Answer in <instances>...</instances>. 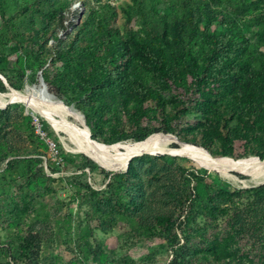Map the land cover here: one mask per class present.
<instances>
[{"label": "rangeland", "instance_id": "rangeland-1", "mask_svg": "<svg viewBox=\"0 0 264 264\" xmlns=\"http://www.w3.org/2000/svg\"><path fill=\"white\" fill-rule=\"evenodd\" d=\"M154 1L163 14L169 0ZM202 1L216 16L211 31H219V22L230 17L240 30L236 36L244 40L233 59L244 67L229 91L214 84L208 93L194 92L164 79L147 64L143 49L128 36L130 29L143 33L144 25L140 13L126 22L124 10L132 0H7L6 14L0 15V74L12 81L16 91L32 88L35 99L47 94L61 99L87 124L76 105L79 100L88 108L86 94L74 99L70 88L60 90L56 85L58 71L65 69L55 52L75 50L82 67L77 73L83 75V69L88 70L85 56L96 44L91 38L102 36V30L111 26L128 43L118 63L120 71L129 75V92L125 96L110 87L111 95L103 97L106 109L91 114L95 126L93 131L88 127L93 139L128 144L162 132L203 147L214 157L262 158L264 111L259 102L254 110L245 108L241 94L249 81L260 100L264 31L259 25H264V0ZM101 13L110 14V19L104 23ZM90 14L92 20L85 26ZM39 45L48 51L38 58ZM188 48L199 58L205 51L199 38L192 39ZM43 70L52 80L46 89L40 84ZM10 91L6 85L0 89L3 94ZM133 106L146 109L137 123L138 117L130 112ZM68 119L74 121L70 115ZM169 145L179 147L175 141ZM86 154L34 106L17 99L0 107V264H165L178 241L184 242V224L191 229V238L202 233L209 241L220 239L215 251L235 241L233 246L259 257L253 264H264V257L260 258L264 190L247 191L264 184V175L236 170L224 174L182 153L157 151L135 155L126 168L110 170ZM130 164L133 176L120 178ZM218 189L235 193L222 201L227 210L213 219L201 205ZM131 196L136 207L129 202ZM198 229L202 230L198 233ZM29 231L38 240L24 255L19 244ZM240 260L235 256L231 264H242Z\"/></svg>", "mask_w": 264, "mask_h": 264}, {"label": "trees", "instance_id": "trees-1", "mask_svg": "<svg viewBox=\"0 0 264 264\" xmlns=\"http://www.w3.org/2000/svg\"><path fill=\"white\" fill-rule=\"evenodd\" d=\"M6 1L0 0V15L4 17L6 14ZM202 0H169L167 10L163 14L157 11V2L150 0H132V3L127 4L125 11L126 22L130 23L132 17L136 13H140L144 19L143 33L132 31L128 32L131 41L135 42L146 54L145 62L154 67L161 77L169 80L176 85H184L186 89L190 88L194 92L196 90L205 89V93L212 90L215 85H225V91L233 82L235 75H238L243 64L234 63V56L237 55L240 48L244 44L242 38H238L236 34L240 33L237 30L234 21L230 17L223 18L221 28L219 31L210 30L212 21L215 19V13L208 9L206 4H202ZM91 14L85 21V26L92 20ZM101 20L105 23L110 19L111 15L108 13H101ZM264 22V17H262ZM7 21V20H6ZM202 24V25H201ZM163 28V30H161ZM260 31H264V25H259ZM119 31L108 26L105 31L102 30V36L91 38L96 44L91 46L93 51L90 55L85 56L88 63V70H84V74H78L77 68L80 67V59L75 57L76 51L71 47L64 51L58 49L55 52L56 58L63 60L61 68L65 70L56 76L58 89L62 90L64 87L71 89L74 94V99L82 93L86 94L88 108L84 102L79 104L77 100L76 105L83 110L86 116V122L93 131L95 123L92 121L91 114H98L103 112L108 103L103 97L111 95L113 91L120 90L128 96V79L129 75L122 73L119 68V59L124 55L128 45L127 42L119 38ZM236 36V37H235ZM199 38L201 43L205 46V51L201 58L193 53L188 45L192 39ZM127 43V44H126ZM39 53H46L48 50L39 45ZM90 47V46H88ZM103 49L102 52H99ZM37 52V51H36ZM69 56H66L67 53ZM42 66V65H41ZM67 74V75H65ZM128 75V76H127ZM66 76L68 78H66ZM42 77L45 83H51V77L45 70L42 71ZM9 84L13 85L12 81L7 78ZM4 82L0 78V89L4 88ZM242 103L251 110H254L256 103L264 111V76L261 78L260 100L259 95L252 93V87L249 81H246L242 86ZM62 88V89H61ZM145 88H142V90ZM207 96V94H205ZM206 103L210 102L207 97ZM113 105V101L110 103ZM136 118L135 123L142 116L146 115V109L139 106H133L130 110ZM138 115V116H137ZM262 119V118H261ZM263 120V119H262ZM261 123V122H259ZM264 123V122H263ZM262 123V124H263ZM92 136L94 133L92 132ZM144 139V138H143ZM224 156V155H223ZM230 156V155H228ZM232 157V156H231ZM264 158V154L261 156ZM120 178L129 179L133 176L134 170L132 165L128 169L119 173ZM264 190V184L258 187L247 189V191ZM238 191V190H237ZM235 191H224L218 189L215 193L207 196L201 207L205 215L213 218L216 215H222L227 210L226 206H221L222 201L226 198L230 199ZM129 202L133 207H136L134 196L130 197ZM214 219V218H213ZM202 229H198L201 231ZM188 232V235L186 233ZM182 232L184 235V242L178 241V246L174 250L171 259L165 264H231L235 256H238L242 262L251 263L256 262L259 257L253 258L247 248H236L235 241L233 245L226 242L217 249L220 239H212L211 241L203 237L202 233L192 236V231L187 225H183ZM200 240H197V239ZM38 235L29 231L21 239L19 244L20 253L24 255L30 254L32 247H34ZM202 240V241H201ZM264 257V255H261ZM134 264V262H131Z\"/></svg>", "mask_w": 264, "mask_h": 264}, {"label": "bare ground", "instance_id": "bare-ground-1", "mask_svg": "<svg viewBox=\"0 0 264 264\" xmlns=\"http://www.w3.org/2000/svg\"><path fill=\"white\" fill-rule=\"evenodd\" d=\"M31 89L28 88L25 92L15 90L7 94L0 93V107H3L6 101L11 98L22 100L28 105L34 106L38 113L40 112L56 130L66 132L78 150L84 151L110 170L124 169L129 159L135 155L145 152L165 151L182 153L202 166L218 170L224 174L236 170L252 176L264 175V158L258 156L240 159H234L230 156L214 157L205 148L185 141L179 142V147L172 149L169 144L172 141L177 142V138L170 133H152L142 140L129 142L128 144L99 142L89 136L83 115L75 108L48 94L35 99ZM69 115L74 118V121L68 119Z\"/></svg>", "mask_w": 264, "mask_h": 264}, {"label": "water", "instance_id": "water-1", "mask_svg": "<svg viewBox=\"0 0 264 264\" xmlns=\"http://www.w3.org/2000/svg\"><path fill=\"white\" fill-rule=\"evenodd\" d=\"M0 78L2 79V81L4 82V84L11 90V91H15L12 87H11V85L8 83V81H7V79L3 76V75H1L0 74ZM40 84H41V86L44 88V89H46V83H45V81H44V79L41 77V79H40ZM15 100H17V99H15V98H11V99H9V100H7L6 101V104L5 105H7L9 102H13V101H15ZM19 101H22V100H19ZM4 105V106H5ZM84 118V117H83ZM85 126H86V128H87V130H88V133H89V136H91V131H90V129H89V127H88V125L85 123ZM175 138H177V144H179V142H182L180 139H178V137L176 136V135H174V134H172ZM157 152H160V153H164V152H161V151H157ZM179 154V153H178ZM132 158V157H131ZM130 158V159H131ZM130 159H129V161H130ZM129 161L127 162V165H128V163H129ZM127 165L125 166V168L127 167ZM111 170H113V169H111ZM114 170H116V169H114ZM118 170V169H117Z\"/></svg>", "mask_w": 264, "mask_h": 264}]
</instances>
